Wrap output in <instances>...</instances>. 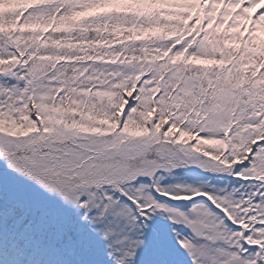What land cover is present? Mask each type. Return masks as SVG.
I'll use <instances>...</instances> for the list:
<instances>
[{"label": "snow or ice", "instance_id": "obj_1", "mask_svg": "<svg viewBox=\"0 0 264 264\" xmlns=\"http://www.w3.org/2000/svg\"><path fill=\"white\" fill-rule=\"evenodd\" d=\"M0 264H264V0H0Z\"/></svg>", "mask_w": 264, "mask_h": 264}]
</instances>
